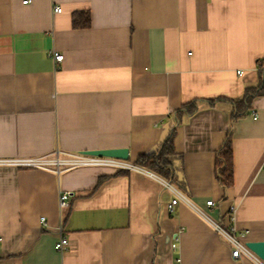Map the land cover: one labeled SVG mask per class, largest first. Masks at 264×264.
<instances>
[{
    "label": "crops",
    "instance_id": "obj_1",
    "mask_svg": "<svg viewBox=\"0 0 264 264\" xmlns=\"http://www.w3.org/2000/svg\"><path fill=\"white\" fill-rule=\"evenodd\" d=\"M23 1L0 0V158L127 148L135 162L156 151L176 109L201 102L175 135L174 186L191 205L168 209L172 192L137 171L0 165V264H255L235 261L198 209L244 242L264 241V93L233 123L228 189L215 158L234 105L207 101L258 85L264 0ZM77 11L88 27H74Z\"/></svg>",
    "mask_w": 264,
    "mask_h": 264
},
{
    "label": "built area",
    "instance_id": "obj_2",
    "mask_svg": "<svg viewBox=\"0 0 264 264\" xmlns=\"http://www.w3.org/2000/svg\"><path fill=\"white\" fill-rule=\"evenodd\" d=\"M30 0H24L23 3H27ZM62 8L60 6H54V12H61ZM54 63H60L64 59V55L62 52L57 50H52L50 53ZM0 165H9V166H17L21 168H34L39 170H47L59 175L62 172H66L69 170H73L74 168H88V167H106L110 168L114 171H137L144 173L145 175H149L155 178L157 181L162 183L164 187L169 189L174 198L168 204V209L173 208L177 203L184 202L191 205V202L186 194H184L181 190L174 186L168 180H165L162 177H159L157 174L152 172L149 169H145L141 166H138L135 162L130 161L129 159H123L120 157H112L106 155H94L90 153H85L84 151H66L63 149H55L51 152L44 153L41 156H29V157H14L11 159L0 158ZM71 194L68 191L62 190L59 193V207L60 208H67L70 206L71 201ZM206 204L209 206H213L214 202L212 199L206 201ZM199 213L208 221H210L216 229L222 234L228 242L231 244V257L235 261H243L244 259L252 260L255 264H264L262 261L253 251H250L245 242L241 239L238 232L232 227L230 229H225L220 226L218 223L214 222L212 218L209 216L208 213L198 209ZM230 218L233 219L234 215H230ZM41 221H45V217L41 218ZM59 237L56 241L55 248L57 251H65L70 246V241L67 235L64 233L63 227L59 226ZM175 240L172 243L173 251L177 250L178 247V239L174 237ZM1 240V237H0ZM177 262L180 261V257L176 260Z\"/></svg>",
    "mask_w": 264,
    "mask_h": 264
},
{
    "label": "trees",
    "instance_id": "obj_3",
    "mask_svg": "<svg viewBox=\"0 0 264 264\" xmlns=\"http://www.w3.org/2000/svg\"><path fill=\"white\" fill-rule=\"evenodd\" d=\"M72 23L76 28H84L90 25V15L88 11H77L73 13ZM258 74L260 80L257 86H248L244 90V94L240 98L217 97L208 99L210 106H215L218 101L230 102L234 105L230 114V125L227 131V138L223 145L218 149L215 158L216 170L215 177L224 189H228L234 185V164H233V149H232V126L233 123L243 116H246L252 109V101L255 97L264 93V61H259ZM201 99H193L188 103L182 104L180 108L174 111L173 124L166 138L160 143L155 152L142 154L138 157L135 163L138 166L147 168L157 174L159 177L168 180L172 184H179L176 174L175 158L178 157L175 151V138L179 125L185 122L191 115L195 114L199 109ZM120 173L128 171H118Z\"/></svg>",
    "mask_w": 264,
    "mask_h": 264
},
{
    "label": "water",
    "instance_id": "obj_4",
    "mask_svg": "<svg viewBox=\"0 0 264 264\" xmlns=\"http://www.w3.org/2000/svg\"><path fill=\"white\" fill-rule=\"evenodd\" d=\"M85 153H90L94 155H106L112 157H120L123 159H129V152L127 148H116V149H91L84 151ZM246 247L253 251L262 261H264V241H254L250 240L245 242Z\"/></svg>",
    "mask_w": 264,
    "mask_h": 264
}]
</instances>
